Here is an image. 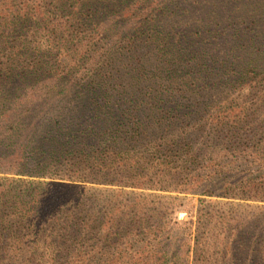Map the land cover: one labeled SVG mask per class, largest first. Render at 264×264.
Returning a JSON list of instances; mask_svg holds the SVG:
<instances>
[{
  "label": "trees",
  "instance_id": "obj_1",
  "mask_svg": "<svg viewBox=\"0 0 264 264\" xmlns=\"http://www.w3.org/2000/svg\"><path fill=\"white\" fill-rule=\"evenodd\" d=\"M252 137L264 142V0H0V264H96L108 203H126L114 218L132 230L143 190L264 201L262 177L214 190ZM212 215L187 229L206 230L191 264H236L235 244L264 264V214L250 212V243L240 219L212 235Z\"/></svg>",
  "mask_w": 264,
  "mask_h": 264
},
{
  "label": "rangeland",
  "instance_id": "obj_2",
  "mask_svg": "<svg viewBox=\"0 0 264 264\" xmlns=\"http://www.w3.org/2000/svg\"><path fill=\"white\" fill-rule=\"evenodd\" d=\"M263 88L261 84H256L254 87H250V102L255 101L258 97L257 95L262 92ZM244 90L241 94L246 96ZM257 137L250 138V156L245 155V152H242L239 160L233 161L230 168L224 166L227 163V160L231 157L222 159L220 164L224 166V172L222 176L216 180L214 185L215 192L224 191L223 188L225 185H234L240 181H244L246 178L251 181L259 182L260 178L264 179V142H261L259 146H253ZM250 160V163H249ZM144 192H152L151 195L146 197L147 202H150L145 209L141 205H135L130 214H133L135 217L137 215L147 214V219L143 225L136 226L129 230L128 228H117L118 223L114 218V214L118 215V206L121 204H126L122 201L119 202L120 197L112 199L108 204V216L110 218L111 225L113 224L116 228L110 230L101 229L100 232L94 233L90 236L88 244L99 245V238L103 235L108 237V240L105 241V247L108 248L109 253L105 252L104 255L98 260L96 264H129L131 258L134 255L137 259V264H160V259L165 255L167 258L164 264H173L174 257H180V260L174 261L175 264H191L190 260L192 258V249L195 246L199 247L198 241H201L205 236L201 234L204 230V226H201L198 229V232L188 233V230H193L196 225H204L206 216H204L205 211L211 210L212 215V224L214 228H211L212 235L226 236L229 237L231 232L230 225L235 219H240L244 224V229L240 231V238L246 240L250 243V236H246V233L250 235V212L254 214H264V201L250 200L247 201H226L224 199L218 200L221 203L216 207L210 209L208 203H200L198 201L197 194H183V193H167L161 191H149L143 190ZM127 198V197H125ZM128 198H132L129 196ZM216 199L214 197L210 198ZM207 200V199H206ZM93 207L97 210L101 208L105 202L99 200L88 199ZM245 202L249 203L245 205ZM118 203V204H117ZM137 211V212H136ZM220 213L222 221L220 219ZM125 214V213H123ZM202 215L203 217L199 216ZM215 216V217H214ZM125 217V215H122ZM204 218V219H203ZM204 220L198 222L199 220ZM106 220V217H105ZM190 227L186 228L187 222ZM207 223V222H206ZM210 223V222H209ZM188 229V230H187ZM118 230V232H116ZM115 231V234L114 232ZM208 232V231H207ZM217 233V234H216ZM242 233L244 235H242ZM208 236H210L208 234ZM189 243V252L185 255L186 244ZM238 244L233 246L234 252L232 254L235 256L236 264L238 261L243 259V256H248L245 264H250V247L249 245L241 248L236 247ZM164 254L161 256V253ZM147 255V256H146ZM141 256L143 258L141 259ZM159 258V259H158ZM182 258V259H181ZM141 259V260H140ZM164 259V258H163ZM158 260V261H157ZM177 262V263H176ZM232 263V261H231ZM228 261L210 259L204 264H231Z\"/></svg>",
  "mask_w": 264,
  "mask_h": 264
}]
</instances>
